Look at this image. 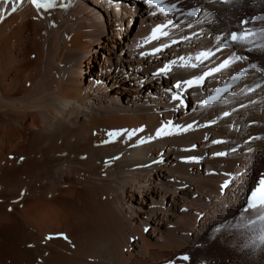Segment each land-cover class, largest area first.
Returning a JSON list of instances; mask_svg holds the SVG:
<instances>
[{
    "label": "bare ground",
    "instance_id": "bare-ground-1",
    "mask_svg": "<svg viewBox=\"0 0 264 264\" xmlns=\"http://www.w3.org/2000/svg\"><path fill=\"white\" fill-rule=\"evenodd\" d=\"M158 1H0V264H162L182 253L264 264V218L234 222L264 170V0ZM231 29L245 33L226 44ZM225 57L191 97L170 100L173 82ZM247 64L218 101L195 104ZM223 251L233 258L209 260Z\"/></svg>",
    "mask_w": 264,
    "mask_h": 264
},
{
    "label": "rangeland",
    "instance_id": "rangeland-1",
    "mask_svg": "<svg viewBox=\"0 0 264 264\" xmlns=\"http://www.w3.org/2000/svg\"><path fill=\"white\" fill-rule=\"evenodd\" d=\"M162 1V0H161ZM103 3V2H102ZM126 5L128 6V4L126 3ZM104 6L106 7H104L105 9H107V7H108V9L109 10H111V11H113V12H119V13H121V14H125V13H123V12H121V8H118V7H112L111 5H108V4H104ZM128 8V11L130 12V13H135L136 14V12H137V10H136V6L135 5H132V6H128L127 7ZM213 13H214V10H213ZM120 15V14H119ZM138 15V14H137ZM98 18H100V17H98ZM152 77H157L155 74H152ZM159 77V76H158ZM139 131V130H138ZM258 170V168H256V171ZM259 171H262V170H259ZM258 176V175H257ZM256 176V177H257ZM225 207H228V205L227 204H225ZM241 213L239 212V210L237 209L236 210V214L234 215V222H235V224H238V223H240V225H242L243 224V222H245V220L244 221H242V217H244L243 216V213H242V217H240L239 215H240ZM248 214V213H247ZM255 215V213H253V214H251V215H249V218H251L250 216H254ZM239 218V219H238ZM248 218V219H249ZM237 220H240V222H237ZM225 222H226V220H225ZM234 222H232V223H225V225H224V229L225 230H228V231H230L231 229H234L233 228V226L235 225L234 224ZM230 225H232V227H229ZM223 226V225H222ZM214 229V231H217L218 229H219V227H215V228H213ZM233 233V232H232ZM247 235H249L250 237H252V235L247 231V233H246ZM201 243V244H200ZM197 244H200V247H198V246H196ZM203 244V242L202 241H198V242H196L194 245H195V247L198 249V248H202V245ZM225 253V254H224ZM230 252L229 251H223V252H220V253H217V254H215L214 256H209V255H204V253H201V255L202 256H200V260H202V263H205V258L204 257H207L208 258V256H209V258H212L213 257V259H209V260H211V261H215L214 259L215 258H217V260H223V259H227V260H229L230 258H233V257H226V256H231L230 254H229ZM200 255V254H199ZM204 259V260H203ZM208 260V259H207ZM224 261V260H223ZM219 263V262H218ZM217 263V264H218ZM193 264V263H192Z\"/></svg>",
    "mask_w": 264,
    "mask_h": 264
},
{
    "label": "snow or ice",
    "instance_id": "snow-or-ice-1",
    "mask_svg": "<svg viewBox=\"0 0 264 264\" xmlns=\"http://www.w3.org/2000/svg\"><path fill=\"white\" fill-rule=\"evenodd\" d=\"M30 2L37 8V9H40V8H44V9H48V8H52L54 7V0H30ZM158 0H148V3L149 4H154V3H157ZM64 5H61V7H63ZM172 7H175L174 5ZM13 11H15V8L13 9ZM189 14H194V13H189ZM154 31H159V29H156ZM233 38L235 39V34H233ZM201 55H205L204 53H202ZM227 63V62H226ZM224 65H221V67H223ZM218 70V69H217ZM203 78L201 77V80ZM200 80H196V81H187L186 83H188L189 85L193 84V83H199ZM177 87H179V85H177ZM220 90H217V92H219ZM175 98V97H174ZM216 97H210L209 100H206L204 101L205 104H208V103H211V101L213 99H215ZM191 127V126H189ZM181 130H184V129H181ZM158 135H164L165 133L163 132V130H158ZM110 135H115L114 133L113 134H110ZM129 135H132V133H129ZM262 203H264V201H262ZM247 210V209H246ZM264 218V217H262ZM187 258V257H185ZM171 264V262H170Z\"/></svg>",
    "mask_w": 264,
    "mask_h": 264
}]
</instances>
